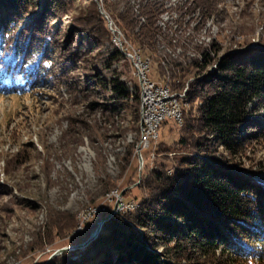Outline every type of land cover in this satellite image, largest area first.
I'll return each instance as SVG.
<instances>
[{
	"label": "rangeland",
	"instance_id": "obj_1",
	"mask_svg": "<svg viewBox=\"0 0 264 264\" xmlns=\"http://www.w3.org/2000/svg\"><path fill=\"white\" fill-rule=\"evenodd\" d=\"M64 2L62 9L48 13L40 28L42 37L53 38L46 54L51 59L50 83L25 95L0 94V264H50L63 249L79 260L87 252L83 245L105 222L96 216L102 212L92 216L91 208L114 191L136 204L142 179L155 169V161L168 157L158 154L159 144L166 148L179 139L180 127L165 124L154 159L144 151L143 164L136 153L141 133L131 111L117 117L104 111L106 101L94 76H113L102 64L115 50L123 60L112 70L132 93L139 92L130 53L121 43L154 60L155 80L157 64L179 79L181 68H191L209 52L211 65L202 73L194 69L184 79L189 80L184 88L189 86L188 95V84L217 70L224 56L264 49V0ZM38 11L32 8L29 16ZM258 114L264 116V108ZM236 162L264 185V141L250 144ZM109 182L113 188L107 193ZM118 205L116 199L108 202L107 214L130 213L116 212ZM77 222V228H69Z\"/></svg>",
	"mask_w": 264,
	"mask_h": 264
},
{
	"label": "trees",
	"instance_id": "obj_2",
	"mask_svg": "<svg viewBox=\"0 0 264 264\" xmlns=\"http://www.w3.org/2000/svg\"><path fill=\"white\" fill-rule=\"evenodd\" d=\"M62 3L0 0V94L25 95L50 83L46 54L53 38L42 37L40 28ZM32 8L39 11L29 16ZM24 18L28 23L22 25ZM120 20L130 27L129 19ZM121 60L115 50L103 61L113 76H94L95 87L103 91L104 111L113 117L131 111L141 133L140 86L134 94L115 75L113 66ZM211 63V54L204 52L203 61L179 70V79L158 64L156 71L172 91H180L194 69L202 73ZM188 85L190 94L187 86L181 96L179 139L170 147L159 144L158 154L168 157L155 161L137 187V208L127 215L97 214L105 222L87 252L73 260L74 253L66 251L50 264H264V185L236 162L250 144L264 141V116L258 114L264 108V49L230 53L217 70ZM135 143L128 147L129 158ZM112 188L109 182L104 192Z\"/></svg>",
	"mask_w": 264,
	"mask_h": 264
},
{
	"label": "built area",
	"instance_id": "obj_3",
	"mask_svg": "<svg viewBox=\"0 0 264 264\" xmlns=\"http://www.w3.org/2000/svg\"><path fill=\"white\" fill-rule=\"evenodd\" d=\"M119 43H121V41ZM121 45H124V49H127L134 58L137 67V76L140 77L142 86L145 90V99L143 101L144 132L142 134L139 151V158L144 164V151H149L151 159H154V150L159 143L161 127L168 122H173L174 125L178 126L176 102L178 101V97L182 96L184 90H164L162 77L159 74H157L156 80L151 77L153 73V64L148 63L143 58H139L136 53H132L131 45L127 43H121ZM113 199H116L119 203V208L117 207L116 209H121V212H131V209H133L134 203L125 202L124 197L120 195L118 191H114L106 197L105 201H103L98 208H91L93 209L92 216L97 212L106 213L107 204Z\"/></svg>",
	"mask_w": 264,
	"mask_h": 264
},
{
	"label": "bare ground",
	"instance_id": "obj_4",
	"mask_svg": "<svg viewBox=\"0 0 264 264\" xmlns=\"http://www.w3.org/2000/svg\"><path fill=\"white\" fill-rule=\"evenodd\" d=\"M121 41V40H120ZM138 51V50H137ZM137 51H133V53H136L139 58H143L145 59L148 63H151V59L150 58H144L140 51L137 52ZM127 55V54H126ZM130 63L133 67V75H134V78L138 81V84L140 86V92H141V100H142V122H141V138H140V142L138 143L137 145V149H136V153L137 155L139 156V151H140V143H141V140H142V134L144 132V113H143V101L145 99V90H144V87L142 86V83H141V79L140 77L137 76V67L135 65V61H134V58L131 56L130 54ZM201 58H203V56L201 55ZM164 90H171L170 86L168 83H164ZM183 99H181V97H178V101L176 102V110H177V124L179 127H181L183 125V112H182V106H183ZM106 199V198H105ZM105 201V200H104ZM101 205V204H100ZM99 207V206H98ZM97 207V208H98ZM90 208V207H89ZM96 208V207H95ZM137 208V204L134 203L133 205V209H131V211L135 210ZM121 209H117L116 212H120ZM121 213V212H120ZM118 214V213H117ZM92 243V242H91ZM88 247V246H87Z\"/></svg>",
	"mask_w": 264,
	"mask_h": 264
},
{
	"label": "water",
	"instance_id": "obj_5",
	"mask_svg": "<svg viewBox=\"0 0 264 264\" xmlns=\"http://www.w3.org/2000/svg\"><path fill=\"white\" fill-rule=\"evenodd\" d=\"M102 230V224H100L99 228L97 229L96 233L89 238V240L83 245V247L88 246L91 242H93L99 235ZM68 251V249H63L62 252Z\"/></svg>",
	"mask_w": 264,
	"mask_h": 264
}]
</instances>
